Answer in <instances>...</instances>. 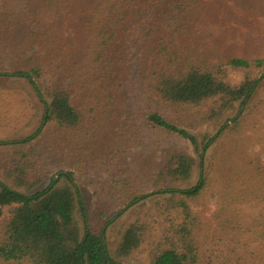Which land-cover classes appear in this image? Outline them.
I'll use <instances>...</instances> for the list:
<instances>
[{
	"label": "trees",
	"instance_id": "16d2710c",
	"mask_svg": "<svg viewBox=\"0 0 264 264\" xmlns=\"http://www.w3.org/2000/svg\"><path fill=\"white\" fill-rule=\"evenodd\" d=\"M235 2L264 14V0ZM192 4L86 0L77 25L84 41L76 48L46 34L34 10L14 37V24L4 25L8 14L0 11V35L7 37L0 44V82L27 84L40 111L35 130L0 144L30 142L50 127L52 140L67 148L56 156L58 180L50 175L45 186L48 171L31 173L37 146L14 150L0 181V218L9 209L0 264H122L144 243L150 264H264V205L260 218L238 208L264 203V170L243 150L245 131L264 126V100H253L264 57H213L176 43L187 33ZM136 60L149 66L137 73ZM235 74L241 81L231 80ZM133 85L138 90L129 99L123 91ZM213 124L218 131L197 130ZM230 134L244 160L216 170L212 150ZM180 141L195 147L198 158ZM91 171L95 177L85 184L107 200L89 209L88 219L76 173ZM211 196L216 208L202 237L197 208ZM142 205L143 216L121 223L129 208ZM109 232L118 238L112 252Z\"/></svg>",
	"mask_w": 264,
	"mask_h": 264
},
{
	"label": "rangeland",
	"instance_id": "374dc122",
	"mask_svg": "<svg viewBox=\"0 0 264 264\" xmlns=\"http://www.w3.org/2000/svg\"><path fill=\"white\" fill-rule=\"evenodd\" d=\"M115 1L111 0V3L115 4ZM192 2V7L188 10L189 23L187 25V33L184 36L174 38L176 43L180 45L185 43L189 49H195L202 54L213 57L219 54L236 57H264V14L257 16L250 14L248 11H243L236 4L235 0H192ZM85 3L86 0H0V11L8 14L7 17L3 16L2 21L4 25L14 24L11 30L14 37L20 34L23 25L30 21V14L33 15L34 10L36 18H39L42 22L40 26L46 28V34L56 33L63 45L70 42L76 48L78 45H83L84 41V39H81L83 33H81V30L78 31L77 25L81 24L84 20L86 12H84ZM262 6L264 7V3ZM88 13L90 15V10ZM133 15L136 17V13H133ZM133 23H135V20L132 16L130 21L131 27H133ZM5 33L0 35V44L3 43L4 38H7L4 36ZM158 33L160 35L165 33L170 35V31L165 28L158 29ZM128 37L130 39L133 37L131 40H135L134 33L128 34ZM135 65V71L139 73L149 66V60L145 64H141L140 60H136ZM231 80L239 82L241 81V75H231ZM26 86L28 85L16 83L12 80L0 82V141L12 140V138L14 140L22 139L26 134L31 133L29 131L35 130L39 125L40 111L36 97L29 93L30 89ZM130 88L125 89L123 95L129 96L131 94L129 99H133V97H136L138 88L135 85ZM260 99L264 100V77L253 98L254 101ZM219 124H213L211 127H199L197 130L199 132L209 131L213 133L218 131ZM229 124L230 121L225 125ZM262 125H264V121ZM45 132L44 136L42 135L40 138H35L27 143L6 141L0 144V181L5 180L4 169L9 168L10 157L14 155V150L25 148L26 151L30 146H37L36 151L40 155H37L38 165L31 173L35 176L48 171L46 173L47 179L43 181L44 186L50 182L48 181L50 175L54 181L58 180L59 174L56 172V156L67 151V148L58 141L52 140L51 135L53 134L50 127L45 129ZM245 134L247 135L246 139H248L246 141L247 144L244 143L246 148H243L245 159L250 155L251 157H256V166L261 163L259 167L264 170V140L261 139L264 137V126L247 130ZM236 137L232 134L225 136L221 140L219 148V144H217L212 150V153H216V157H212L216 170L218 169L216 164L222 165L223 162H226L227 165H232L244 160L240 157V149H234L233 139ZM238 142L240 144V139H238ZM180 145L185 146L189 153L198 158L199 152L191 144L180 141ZM227 147L230 148L229 152H227ZM224 152L226 153V159L221 160ZM95 174L92 171L83 175L76 173L83 180V184L78 183L83 193L85 213H87L88 219L91 217L89 209H96L97 204H101L107 200L102 194L100 197L99 195L95 196V194H92V187L85 184L89 179L93 180ZM207 200V207L200 206L197 208V210H201L203 227L200 230V234L202 237L207 234L206 229L209 225V219L216 208V199L213 196ZM254 201L262 203L261 200ZM251 203L242 204L238 208H242L246 212L247 218H260V208H263L261 205H264V203H255L260 205L259 207L250 205ZM143 206L129 208L122 215L121 223L127 224L143 216ZM8 211V208L5 209L0 218V229L8 217ZM109 234L113 236L112 238L109 237L108 241V246L112 252L115 249L114 247L118 238L114 232H109ZM148 247V243L142 244L131 257L124 259L121 263L150 264Z\"/></svg>",
	"mask_w": 264,
	"mask_h": 264
},
{
	"label": "water",
	"instance_id": "95a60500",
	"mask_svg": "<svg viewBox=\"0 0 264 264\" xmlns=\"http://www.w3.org/2000/svg\"><path fill=\"white\" fill-rule=\"evenodd\" d=\"M56 179V178H55Z\"/></svg>",
	"mask_w": 264,
	"mask_h": 264
}]
</instances>
